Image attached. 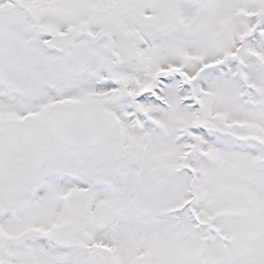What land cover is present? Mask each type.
Masks as SVG:
<instances>
[{
	"label": "snow or ice",
	"instance_id": "1",
	"mask_svg": "<svg viewBox=\"0 0 264 264\" xmlns=\"http://www.w3.org/2000/svg\"><path fill=\"white\" fill-rule=\"evenodd\" d=\"M0 264H264V0H0Z\"/></svg>",
	"mask_w": 264,
	"mask_h": 264
}]
</instances>
